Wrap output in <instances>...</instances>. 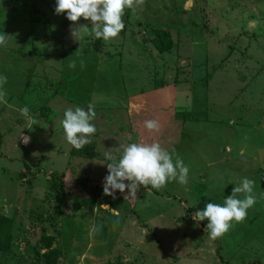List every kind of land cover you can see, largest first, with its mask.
Returning a JSON list of instances; mask_svg holds the SVG:
<instances>
[{
    "label": "rangeland",
    "instance_id": "374dc122",
    "mask_svg": "<svg viewBox=\"0 0 264 264\" xmlns=\"http://www.w3.org/2000/svg\"><path fill=\"white\" fill-rule=\"evenodd\" d=\"M55 7L56 0H0V33L9 35L0 46V75L7 77V103H0V214L14 219L11 248L0 253V264H32V246L43 232L56 237L60 264H226L206 237L207 219L190 218L209 202L223 205L234 182L262 165L264 0H145L142 8L125 9V27L110 41L90 34V19L63 27L64 13ZM146 23L169 29L170 51L155 52L144 42ZM79 26L88 28L75 39L71 33ZM235 42L236 52L225 59ZM141 46L152 53H141ZM235 62L236 69L230 66ZM144 63L148 73L140 68ZM163 64L173 68L175 105L184 119L182 139L167 151L188 167L187 185L174 180L158 191L140 186L136 196L115 190L136 204L127 214L122 204L109 210L84 191H70L76 180L87 188L103 186L105 153L119 160L124 146L137 143L140 126L121 133L111 126L114 112L94 106L97 130L90 139L97 158L72 157L61 125L65 110L106 104L117 78L125 87L137 79L149 91L170 80ZM45 102L53 108L46 105V118L39 113ZM25 106L35 123L21 115ZM52 174L62 177L59 200L50 188ZM101 226L106 236L96 239Z\"/></svg>",
    "mask_w": 264,
    "mask_h": 264
},
{
    "label": "clouds",
    "instance_id": "9594fccd",
    "mask_svg": "<svg viewBox=\"0 0 264 264\" xmlns=\"http://www.w3.org/2000/svg\"><path fill=\"white\" fill-rule=\"evenodd\" d=\"M144 2L145 0H56L55 13H66L67 19L72 22H77L80 18L90 19V34L96 39L110 41L117 38L125 27V9L142 8ZM81 27L87 31L88 26L73 29L71 34L75 39L82 35L79 31ZM8 36L0 33V46L7 45ZM74 67L73 61L69 68ZM6 83L7 77L0 75V103H7L6 93L2 90ZM19 111L30 123H35L27 106ZM95 117L96 112L91 103L88 104L87 110L80 107L65 110L61 125L66 141L76 150H81L91 143L90 137L97 130L91 123ZM144 126L150 132L159 131V123L155 119L145 120ZM20 139L25 144L30 142L28 136L20 135ZM105 160L108 174L104 177L103 192L113 199H116L115 190L123 193L127 188L128 195L136 196L140 186H145L148 191H158L170 181H178L181 185L188 183L189 169L183 160L177 158L174 162L171 154L158 142L130 143L124 146L119 160L110 152L105 153ZM125 181L129 183L126 184ZM253 187V180L246 177L240 179L237 186L233 187L231 195L225 198L223 205L209 202L203 210L193 213L192 219L196 222L207 219L206 231L210 239L223 237L234 223L246 220L248 209L256 203ZM238 194H244V198H238Z\"/></svg>",
    "mask_w": 264,
    "mask_h": 264
},
{
    "label": "crops",
    "instance_id": "0c3cea01",
    "mask_svg": "<svg viewBox=\"0 0 264 264\" xmlns=\"http://www.w3.org/2000/svg\"><path fill=\"white\" fill-rule=\"evenodd\" d=\"M236 39H240L242 41L243 36L240 35ZM142 46L139 47L141 53H145L146 51L152 53V48H149V50H145V48H142ZM231 46L232 49L229 47L226 52L227 54L225 59L231 57V54L234 51L236 52V42L234 45ZM155 52L157 51L155 50ZM180 62H183V59ZM163 65L166 68L165 71L168 72V78H170V80L163 79L162 81L155 83L156 85H160L156 86L154 84L152 86L153 89H150L149 87L148 91V88H144V86H139V82H137V79L133 80L131 82V85H127L125 87V84L117 78L115 81L119 82L117 83V85H113V89L111 88V92L108 93L114 96H112L111 99H108V102L106 104H102L106 106H99L98 101L94 102L93 105L96 106L95 109L97 110L107 109L110 113L114 112V115H116L117 117H113L111 119V126H120V128L122 129L121 133H123V129H125V131H127L124 134L129 135V132L130 134H132L133 127L138 124L140 126V129L139 127L135 128L137 130V143H139V141H142V143L143 141H148L147 144L158 142L166 150H173L174 148H176V145L179 140H181L183 137L184 119H182V117L178 115V111L175 105L177 88L176 82L173 81V68H170L165 64ZM230 66L234 69L238 67L236 62L235 64H230ZM140 68L147 73L149 72V68H147V65L145 63L141 65ZM163 82L165 83L161 84ZM119 89L123 92L117 91ZM127 89L129 90V92L127 91ZM150 92H152L151 95L153 93H155V95H149ZM121 113H123V115H121ZM98 116L101 118V113L98 114L97 117ZM125 118L127 119V123L124 122ZM152 119L158 121L159 131L150 132L145 128L144 121ZM260 125L261 124L259 123V121L256 122V129H260ZM257 136H259V134H257ZM262 147H264V144L260 146L258 151ZM227 150H229L230 152L229 146H227ZM238 150L239 153L245 152V149L243 150L238 148ZM245 155L247 157V154ZM248 158L252 159V156H249ZM260 159V163L262 165L259 170L254 174V176L248 177L245 175L246 178L254 181L253 194L256 197L255 205L248 209V215L246 220L242 223H234L233 227L223 237L216 240L211 239L213 244L216 245L215 249L217 247L220 248L219 258L221 259L222 257L223 261L226 262V264H232V262L233 264H264V254L262 253V250L259 249V247H264V154ZM239 180L240 178L238 179V181ZM238 181H233L235 184L232 186V188L237 186ZM238 198L243 199L244 194H238ZM190 221L192 223L196 222L192 219V217L190 218ZM206 232H204V235L206 234ZM206 237H209L208 233ZM175 252H173V255L177 256Z\"/></svg>",
    "mask_w": 264,
    "mask_h": 264
},
{
    "label": "trees",
    "instance_id": "16d2710c",
    "mask_svg": "<svg viewBox=\"0 0 264 264\" xmlns=\"http://www.w3.org/2000/svg\"><path fill=\"white\" fill-rule=\"evenodd\" d=\"M69 20L66 17V13L63 14L62 25L66 27L68 25ZM145 26L146 34L144 37V42L150 43L152 47L159 53H164L170 51L173 46L174 42L172 40L171 33L168 28L161 27L158 25H151L146 23ZM38 53V52H37ZM160 85V84H157ZM156 85V86H157ZM44 103V105L39 110V113L42 117H49L48 115L53 112V108L50 105ZM51 111L49 114L43 111L47 106ZM0 145H1V137H0ZM70 156H80L84 158L94 159L97 158V151H96V142L91 140V143L86 145L81 150H76L75 148H71ZM23 175V176H22ZM21 176L24 177V174ZM50 188L55 191L56 199L59 200L64 193V188L62 184V177L61 175L52 174L50 176ZM58 181V185H57ZM78 183L73 187L70 191L78 192L84 191L86 192L92 200H98L99 204L107 205L109 210H117L120 205H123V212L126 213L129 207L134 208L136 204L131 205V203L119 192H116V199H113L111 196L105 195L103 192V186H92L91 188H87L84 182H80L76 180ZM100 191V194H99ZM99 197V198H98ZM138 203V202H137ZM127 214V213H126ZM13 228H14V219L12 217L0 214V253H7L10 251L11 242H12V235H13ZM107 227L101 226L98 229V233L95 235L96 239H103L106 236ZM56 237L53 235L46 234L43 232L38 239L37 244L32 246L35 261L32 264H60L62 259V251L59 248L54 246ZM217 252H219V247L216 248ZM223 261V259H222ZM224 262V261H223ZM226 263V262H224ZM253 264V263H250ZM254 264H263V263H254Z\"/></svg>",
    "mask_w": 264,
    "mask_h": 264
}]
</instances>
